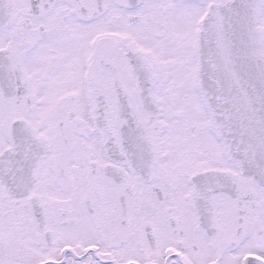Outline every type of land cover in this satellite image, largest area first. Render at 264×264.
<instances>
[{
  "label": "snow or ice",
  "instance_id": "obj_1",
  "mask_svg": "<svg viewBox=\"0 0 264 264\" xmlns=\"http://www.w3.org/2000/svg\"><path fill=\"white\" fill-rule=\"evenodd\" d=\"M0 264H264V0H0Z\"/></svg>",
  "mask_w": 264,
  "mask_h": 264
}]
</instances>
